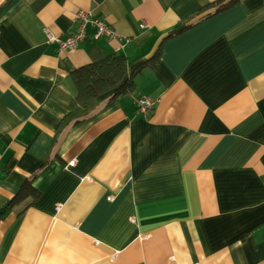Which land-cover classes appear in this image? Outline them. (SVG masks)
<instances>
[{
    "label": "crops",
    "instance_id": "crops-1",
    "mask_svg": "<svg viewBox=\"0 0 264 264\" xmlns=\"http://www.w3.org/2000/svg\"><path fill=\"white\" fill-rule=\"evenodd\" d=\"M215 1L0 0V264H264V0ZM80 11L117 36L49 43ZM158 50L79 106L73 71Z\"/></svg>",
    "mask_w": 264,
    "mask_h": 264
},
{
    "label": "trees",
    "instance_id": "trees-1",
    "mask_svg": "<svg viewBox=\"0 0 264 264\" xmlns=\"http://www.w3.org/2000/svg\"><path fill=\"white\" fill-rule=\"evenodd\" d=\"M240 0H216L210 5L201 9L197 14H202L209 9L217 8L213 12L205 14L199 20L221 13L237 4ZM194 24V23H193ZM193 24L179 25L176 31L182 32ZM160 57L158 50L151 59L138 65L135 70L129 74L128 59L120 53H113L104 59L90 63L71 73V78L75 88V98L79 106L88 108L96 99L110 94V99L119 96L129 95L135 91L134 78L141 69L149 65L152 61ZM31 193L36 197L39 193L29 187L27 183L21 188V191L12 199L7 207H11L19 200Z\"/></svg>",
    "mask_w": 264,
    "mask_h": 264
},
{
    "label": "built area",
    "instance_id": "built-area-1",
    "mask_svg": "<svg viewBox=\"0 0 264 264\" xmlns=\"http://www.w3.org/2000/svg\"><path fill=\"white\" fill-rule=\"evenodd\" d=\"M77 27L66 38L61 39L51 32H47L49 43H56L62 50H71L90 38L99 39L102 37L112 39L117 35L111 25L104 19L95 16L92 12L80 11L76 15ZM92 27L90 33L88 28ZM135 103L141 113L151 112L155 107V100L146 95L135 97ZM74 162H72L73 164Z\"/></svg>",
    "mask_w": 264,
    "mask_h": 264
}]
</instances>
